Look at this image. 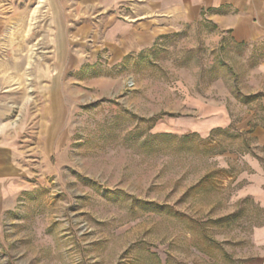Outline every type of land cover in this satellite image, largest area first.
I'll return each instance as SVG.
<instances>
[{"label": "rangeland", "instance_id": "obj_1", "mask_svg": "<svg viewBox=\"0 0 264 264\" xmlns=\"http://www.w3.org/2000/svg\"><path fill=\"white\" fill-rule=\"evenodd\" d=\"M7 15L3 137L24 189L0 218V264H240L264 219L238 195L251 139L233 124L193 128L210 104L233 122L247 111L264 42L203 19L113 59L31 2Z\"/></svg>", "mask_w": 264, "mask_h": 264}, {"label": "crops", "instance_id": "obj_2", "mask_svg": "<svg viewBox=\"0 0 264 264\" xmlns=\"http://www.w3.org/2000/svg\"><path fill=\"white\" fill-rule=\"evenodd\" d=\"M34 10L48 11V25L73 28V37L102 41L110 57L133 56L154 46L164 35L184 24L209 20L240 44L264 42V0H0V24L9 9L30 3ZM256 84L246 94L250 99L247 111L232 121L226 108L209 105L203 122L193 130L206 135L214 128L234 125L251 139L252 151L243 152L248 170L238 175L242 181L239 197L250 198L264 209V59L251 71ZM0 102V218L15 205L24 189L18 165L19 150L14 138L3 137L8 125ZM257 150V151H256ZM240 264H264V219L254 225L243 250Z\"/></svg>", "mask_w": 264, "mask_h": 264}, {"label": "trees", "instance_id": "obj_3", "mask_svg": "<svg viewBox=\"0 0 264 264\" xmlns=\"http://www.w3.org/2000/svg\"><path fill=\"white\" fill-rule=\"evenodd\" d=\"M248 97H251V98L253 97V98H255L256 96H248ZM251 129H252V128H250L248 131H246L245 134L250 133V132H251Z\"/></svg>", "mask_w": 264, "mask_h": 264}]
</instances>
